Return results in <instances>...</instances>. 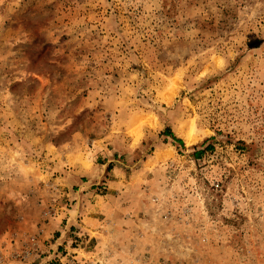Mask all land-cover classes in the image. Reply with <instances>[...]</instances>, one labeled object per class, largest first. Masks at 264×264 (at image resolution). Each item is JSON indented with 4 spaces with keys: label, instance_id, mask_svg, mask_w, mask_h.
<instances>
[{
    "label": "rangeland",
    "instance_id": "obj_1",
    "mask_svg": "<svg viewBox=\"0 0 264 264\" xmlns=\"http://www.w3.org/2000/svg\"><path fill=\"white\" fill-rule=\"evenodd\" d=\"M0 264H264V0H0Z\"/></svg>",
    "mask_w": 264,
    "mask_h": 264
},
{
    "label": "trees",
    "instance_id": "obj_2",
    "mask_svg": "<svg viewBox=\"0 0 264 264\" xmlns=\"http://www.w3.org/2000/svg\"><path fill=\"white\" fill-rule=\"evenodd\" d=\"M162 134L166 135V136H170L174 139V141H176L179 144H184L183 140L181 138H178L174 132H172V130L170 128H166V130L164 132H162ZM209 146L207 148H205L204 150L208 149ZM204 150H197L195 153L196 155H201L203 153Z\"/></svg>",
    "mask_w": 264,
    "mask_h": 264
},
{
    "label": "bare ground",
    "instance_id": "obj_3",
    "mask_svg": "<svg viewBox=\"0 0 264 264\" xmlns=\"http://www.w3.org/2000/svg\"><path fill=\"white\" fill-rule=\"evenodd\" d=\"M189 137L191 138V136L189 135Z\"/></svg>",
    "mask_w": 264,
    "mask_h": 264
},
{
    "label": "crops",
    "instance_id": "obj_4",
    "mask_svg": "<svg viewBox=\"0 0 264 264\" xmlns=\"http://www.w3.org/2000/svg\"><path fill=\"white\" fill-rule=\"evenodd\" d=\"M66 233H67V231H66Z\"/></svg>",
    "mask_w": 264,
    "mask_h": 264
}]
</instances>
